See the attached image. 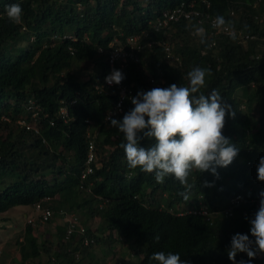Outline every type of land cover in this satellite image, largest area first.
I'll list each match as a JSON object with an SVG mask.
<instances>
[{
	"label": "trees",
	"instance_id": "obj_1",
	"mask_svg": "<svg viewBox=\"0 0 264 264\" xmlns=\"http://www.w3.org/2000/svg\"><path fill=\"white\" fill-rule=\"evenodd\" d=\"M205 1L208 5L203 0H0V130L5 129L0 134V212L34 208L37 202L52 212L44 223H26L18 243L20 259L14 264H82L80 248L88 249L86 264H103L99 249L111 251L116 244L127 246L133 257L113 264H157L151 257L160 251L179 254L188 264H232L227 251L233 235L248 234L254 240L249 221L259 208L257 193L264 192L256 171L264 156V0ZM190 2L209 18L201 24L194 16L179 18L156 28L161 11ZM13 3L23 9L20 24L6 15ZM218 15L254 38L242 42L237 35L233 41L228 33L212 29L207 20ZM196 27L205 29L206 44L194 35ZM53 33L84 35L90 42L52 44ZM130 35H138L140 46L139 61L123 70L131 97L173 83L187 86V73L198 66L212 72L205 94L218 90L235 112L234 118L226 115L223 134L239 148L237 157L217 169L218 178L193 171L189 201L178 194L185 189L172 176L157 183L154 174L130 169L121 147L123 134L104 121L119 88L94 89L111 72L96 47L107 49L114 37L125 43ZM68 42L76 47L73 55ZM163 42L174 58L166 56ZM85 58L94 60L95 67L84 75L73 65ZM61 105L68 109L66 122L58 112ZM132 107L125 98L122 111L112 118L122 119ZM21 119L34 127L21 125ZM89 139L101 166L81 179ZM151 143L144 139L141 146ZM205 181L212 186H204ZM234 197L243 201L228 215L223 207ZM194 206L218 210L212 223L188 211ZM178 209L188 212L176 215ZM70 214L76 219L71 221ZM57 217L63 223L57 224L56 239L39 240L35 225ZM94 218L98 221L91 226ZM68 228L72 232L66 237ZM84 237L93 241L85 244ZM241 260H248L245 253L237 254V264ZM251 264H264V253Z\"/></svg>",
	"mask_w": 264,
	"mask_h": 264
},
{
	"label": "clouds",
	"instance_id": "obj_2",
	"mask_svg": "<svg viewBox=\"0 0 264 264\" xmlns=\"http://www.w3.org/2000/svg\"><path fill=\"white\" fill-rule=\"evenodd\" d=\"M6 15L10 22L20 24L23 9L20 4L13 3L7 6ZM213 27L228 33L233 41L238 39L235 25L227 21L223 15L216 16ZM54 34L51 35L52 44L65 41L90 42L84 35L79 39L75 34L64 33L58 36L65 38L58 39L52 38ZM194 35L200 38L201 44L207 43L203 27H196ZM99 47L101 46L97 45L96 52L107 64L106 53L99 52ZM67 49L72 55L76 53V47L69 42ZM90 67H95L94 62ZM211 75L210 69L197 66L187 73V86L173 83L167 88L155 87L148 91H138L134 97L129 98L133 107L122 119L112 118L111 113L105 117L109 126L116 128L124 136L126 142L121 147L127 166L130 169L140 168L144 173L154 174L157 183H163L166 177L172 176L184 187L185 190L178 194L185 201L190 200L193 185L189 183V177L193 171L199 174L209 172L218 178L217 169L231 165L239 153V148L223 134L226 115L230 118L235 117L232 105L227 103L216 89L205 94L204 90L208 87L206 77ZM124 79L122 71L113 69L105 77V82L109 86L119 85ZM144 139L151 140V146H141ZM256 171L257 180L264 182V156L259 158ZM204 186L211 187L212 184L205 181ZM257 195L260 197L259 208L254 219L249 221L250 235L254 240L250 239L248 234L233 235L231 247L227 251L232 264H237L238 253H245L248 257L247 261L241 260L238 264H251L258 253H264V192H258ZM241 201L242 197H234L223 208L228 215H232L233 205ZM188 211L201 214L211 224L218 210L211 211L198 206ZM188 211L178 209L175 214L183 215ZM155 240L159 241V236H156ZM117 246L118 250L121 248V253L122 248L127 249V256L123 260H118L119 262L126 261L127 257L128 259L133 257L127 246L116 244L115 247ZM151 260L157 264H188L186 260H181L179 254L171 252L165 254L163 251L154 253Z\"/></svg>",
	"mask_w": 264,
	"mask_h": 264
},
{
	"label": "built area",
	"instance_id": "obj_3",
	"mask_svg": "<svg viewBox=\"0 0 264 264\" xmlns=\"http://www.w3.org/2000/svg\"><path fill=\"white\" fill-rule=\"evenodd\" d=\"M203 2H205L208 5L207 1L203 0ZM193 16L197 18L196 21L199 24H201L203 20H206L209 18V15L207 12H202V11L196 9L195 8V2H190L188 5L181 4L179 7L172 9L170 11H168L167 9L161 11L160 14L156 18L155 26H156V28L160 29V28L167 26L169 21H177L179 18L190 20V18ZM215 18L216 17H210V19L207 21L211 25L212 29L217 30L216 28L213 27ZM237 35L240 36L239 39L242 42H246L247 40L254 38L253 35H249V34L242 35L240 33V31L237 32ZM52 38L63 39L65 37H59L58 35L54 34L52 36ZM138 39H139L138 35H130V36L125 38V43H121L120 39L115 37L108 44L107 49L104 50L103 48L99 47V52H105L106 53L105 62L107 63L110 71H112L113 69H117V70H120L123 72V70L127 67L129 62H132V61L138 62L139 61L140 57L138 55V52H139L140 46L138 44ZM150 44H151V42L147 43V45H150ZM164 44H165L164 49H165L166 56L168 58H174V55L172 54V52L170 50V46L167 45L166 43H164ZM211 44H213V42ZM109 74L110 73H108L107 75H109ZM106 76H104L102 80L95 82V84L93 85L94 89L98 93L104 92L106 86H109L105 82ZM114 85H116V84H113L111 86H114ZM116 86L119 88L117 100L111 106V108L107 110V112L104 116V121H107L105 119V117L108 116L109 113H111L112 117L116 116L118 113H120L122 111L124 99L125 98L129 99L132 96L131 90L129 88L125 87L123 81L119 85H116ZM28 102L32 106H34V104H35V102L31 99ZM71 103H73V101ZM58 112H59L60 116L62 117L63 121L66 122L68 120V109H67L66 105L59 106ZM36 115L37 114L33 112V117H35ZM86 122L88 123L87 137H90V133H89L90 128L89 127H90L91 123L88 120ZM19 123L21 125L25 124V125H27V127H34V126L30 125L29 123L27 124L24 119L19 120ZM93 143L94 142L92 139L88 140V150H87L84 165H83V168L81 169V174H80L81 179H86L91 173H93L95 168H99L101 166V161L98 157V153H97ZM86 190L89 191L90 188H87ZM33 206H34V210L36 211L37 216L32 217V218L31 217L28 218L27 219L28 223L34 224L35 219H39L42 223H44L52 214V212L49 208L43 207L39 202L35 203ZM76 216L77 215H75V214H70V217L72 218L71 221L75 220ZM81 231H82V234H84V232H85L84 228H82ZM71 232H72V229L68 228L65 232L66 237H68L71 234ZM82 239H83V243H85V244H88L89 242L93 241V239L91 237H89V238L84 237Z\"/></svg>",
	"mask_w": 264,
	"mask_h": 264
},
{
	"label": "rangeland",
	"instance_id": "obj_4",
	"mask_svg": "<svg viewBox=\"0 0 264 264\" xmlns=\"http://www.w3.org/2000/svg\"><path fill=\"white\" fill-rule=\"evenodd\" d=\"M31 39V38H30ZM25 41V40H24ZM23 43V42H22ZM23 45H27L24 42ZM94 62V60L91 59H83L80 63H74V67L80 66V70L83 71V74L90 73L93 68L90 67V65ZM5 129L0 130V134L4 133ZM36 211L34 208L30 205H26L21 208V206H15L10 209H8L5 212H0V264H14L16 260L20 259L19 254V241L22 237L23 229L27 223L28 218L36 217ZM56 221L60 222V218H54L53 221H49L46 224H37L35 227V234L37 235L38 239H50L55 240L56 238V231H57V223ZM92 221V222H91ZM98 218H94L93 220H90L89 224L92 226V224L97 223ZM100 221V220H99ZM101 222V221H100ZM116 245H113V249L110 251V249L107 248V246H102L99 249V254L103 256L100 258L99 261H104L103 264H113L117 260H123L124 257L127 256V249L126 247L121 248L118 250V247H115ZM88 249L80 248L79 257H83L82 264H86L87 261L85 260L84 252ZM113 251V252H112ZM128 257L126 258V260ZM36 260L29 261L28 264H35Z\"/></svg>",
	"mask_w": 264,
	"mask_h": 264
},
{
	"label": "crops",
	"instance_id": "obj_5",
	"mask_svg": "<svg viewBox=\"0 0 264 264\" xmlns=\"http://www.w3.org/2000/svg\"><path fill=\"white\" fill-rule=\"evenodd\" d=\"M24 206H21V208L23 209ZM57 223H63V219L60 218V222L56 221Z\"/></svg>",
	"mask_w": 264,
	"mask_h": 264
}]
</instances>
